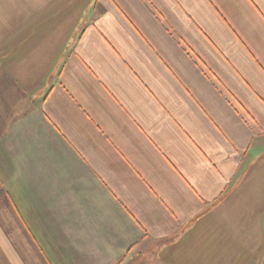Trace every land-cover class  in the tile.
Segmentation results:
<instances>
[{
  "label": "crops",
  "instance_id": "obj_1",
  "mask_svg": "<svg viewBox=\"0 0 264 264\" xmlns=\"http://www.w3.org/2000/svg\"><path fill=\"white\" fill-rule=\"evenodd\" d=\"M262 150L264 0H0V264H264Z\"/></svg>",
  "mask_w": 264,
  "mask_h": 264
},
{
  "label": "rangeland",
  "instance_id": "obj_2",
  "mask_svg": "<svg viewBox=\"0 0 264 264\" xmlns=\"http://www.w3.org/2000/svg\"><path fill=\"white\" fill-rule=\"evenodd\" d=\"M66 7V5H64ZM78 7L77 3L73 2V8ZM261 156L259 157V159L256 161L257 163L260 162L261 160H264V150H262V154H260ZM258 165V164H257ZM255 176H257V180H258V185L251 187L253 189V192H257V194L260 195V189L264 191V186H263V181H264V167L260 168L258 174L255 173ZM262 179V181H261ZM256 189V190H255ZM251 192V190H250Z\"/></svg>",
  "mask_w": 264,
  "mask_h": 264
}]
</instances>
